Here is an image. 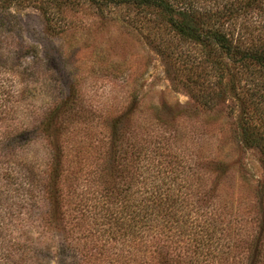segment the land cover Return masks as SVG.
Returning <instances> with one entry per match:
<instances>
[{"label": "rangeland", "instance_id": "1", "mask_svg": "<svg viewBox=\"0 0 264 264\" xmlns=\"http://www.w3.org/2000/svg\"><path fill=\"white\" fill-rule=\"evenodd\" d=\"M74 8L55 13V24L70 20L59 32L46 28L44 13L31 1L13 0L8 11H0V142L14 132L9 137L17 148L11 161L24 165L34 179L40 176L49 160L45 135L35 136L32 129L40 132L46 113L59 110L62 159L75 174L71 183L78 190L85 189L88 171L108 150L115 130L120 137L113 141L124 150L118 159L141 170L148 161L162 165L168 157H179L188 179L199 176L202 184L214 183L212 202L228 224L225 238L242 235L256 223L254 195L264 179V164L259 152L236 136V112L228 109L234 102L199 107L172 79L168 61L140 33L121 26L119 10L100 17L92 9ZM7 162L0 155V264H140L139 256L146 258L147 252H44V246L53 245L55 228L24 236L26 219L32 210L38 212L41 200L35 190L29 199L22 194L18 177L23 169L4 175ZM260 241L264 247V233ZM261 254L259 264H264V249ZM206 258L205 264L217 263Z\"/></svg>", "mask_w": 264, "mask_h": 264}, {"label": "trees", "instance_id": "2", "mask_svg": "<svg viewBox=\"0 0 264 264\" xmlns=\"http://www.w3.org/2000/svg\"><path fill=\"white\" fill-rule=\"evenodd\" d=\"M28 1L44 13L45 26L53 32L70 24L53 23L60 9L84 7L100 17L119 10L121 26L140 33L168 61L172 79L199 107L234 102L228 109L236 112V136L244 146L255 148L264 164V0ZM12 3L0 0V11H8ZM44 118L40 132L32 129L35 136L45 135L49 159L37 179L11 161L17 148L9 137L14 132L0 142V155L8 160L4 175L23 169L18 177L22 194L29 199L35 190L41 200L38 212L32 210L26 219L24 236L55 228L50 235L53 245L44 246V252H147L146 258L139 256L140 264H205L207 256L216 258V264H259L263 258L264 179L254 195L256 223L227 240L223 231L228 224L212 202L215 184H202L199 176L188 179L179 157H168L162 165L148 161L139 170L133 162L118 159L124 150L113 139L120 133L111 130L108 150L88 171L85 189L78 190L71 183L75 174L62 159L60 111L50 110ZM1 179L6 187L7 179ZM25 213L29 217L31 209ZM194 254L202 259H192Z\"/></svg>", "mask_w": 264, "mask_h": 264}]
</instances>
